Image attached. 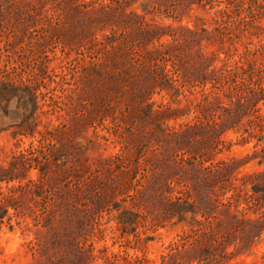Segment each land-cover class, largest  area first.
Here are the masks:
<instances>
[{
    "label": "trees",
    "instance_id": "trees-1",
    "mask_svg": "<svg viewBox=\"0 0 264 264\" xmlns=\"http://www.w3.org/2000/svg\"><path fill=\"white\" fill-rule=\"evenodd\" d=\"M7 1L30 5L54 3L69 8L71 18L67 24L72 35L67 44L71 50H86L81 58L83 66H90L86 74L88 82H93L92 76H98L104 86H112L116 93L127 89L137 101V113H143V120L150 122L146 123V132L131 133L127 144L137 148L131 160L122 148L115 154L100 152L92 156L90 151L102 148L101 138L118 141L100 136L95 125V137H85L87 141L81 146L77 140L70 142L65 150L66 158L76 161L74 165L81 172L84 169L95 178L105 172L109 185L117 181L112 173L121 170L118 179L128 183L123 194L134 200L129 207L120 201L113 202L122 230L130 232L135 224L134 219L123 217L125 212L135 214L132 207H142L183 224V233L162 256L165 264L181 257L193 264H232V257L261 239L264 170L238 175L239 169L251 161L264 164V115L259 113V103L264 99V60H260L264 58V40L260 38L252 47L251 39L253 35L261 37L264 26L256 25L261 8L255 0ZM223 1L226 6L219 7ZM136 3L142 12L134 8ZM195 5L205 11L215 10L213 28L207 27L206 20L199 15L197 20L202 25L197 24L194 29L159 23L155 16L148 17L152 14L178 18V14L190 12ZM246 32L250 36L240 51L238 40ZM222 53L223 64L217 66ZM235 56L238 59L230 64ZM155 93L166 100L157 108L155 102H150ZM10 96H29L34 102L37 92L32 85L1 80L0 111ZM92 98L93 111L86 121L117 119V109L108 96L96 93ZM192 112L194 118L190 121L177 126L167 122ZM30 125L33 127L24 124L22 127L26 128L20 132L35 136L36 126ZM232 129L243 130L242 144L255 141L252 153L243 158L215 161L220 146L226 144L223 134ZM37 153L38 148L32 144L30 149L13 153L8 167L0 164V182L10 185L6 193L0 194V230L5 224L13 230V220L29 228L30 218L34 226H43L38 228L40 235L50 236V241L39 239L36 243L38 251L49 261L54 252L59 253L61 245L67 253L65 258L75 254L83 262L86 253L76 242L77 235L92 225L95 215L110 201L109 195L97 193L103 185L96 179L84 194L61 192L54 196L51 212L46 215L37 212L32 209L33 203L38 205L52 190L45 178L48 165ZM53 157L57 159L54 154ZM130 161V169L126 171ZM31 168L40 170L38 179H28ZM115 183L112 187L116 190L120 182ZM250 212L255 215L251 217ZM74 226L78 227L77 232H72ZM144 260L148 261L134 257L117 264H142Z\"/></svg>",
    "mask_w": 264,
    "mask_h": 264
},
{
    "label": "rangeland",
    "instance_id": "rangeland-1",
    "mask_svg": "<svg viewBox=\"0 0 264 264\" xmlns=\"http://www.w3.org/2000/svg\"><path fill=\"white\" fill-rule=\"evenodd\" d=\"M255 1L261 8V15L257 18L256 25L264 26V0ZM226 4L227 2L223 1L219 7H225ZM138 5L139 3H136L134 8ZM246 5L251 8L247 1ZM69 11V8H62L54 3L30 5L22 1L0 0V81L26 83L32 85L37 92L34 102L29 96L21 98L10 96L2 104L0 164L8 167V161L13 153L30 149L32 144L34 148H38L37 154L48 165L45 178L48 179L52 189L44 199L41 198L38 205L36 203L32 205V209L42 214L51 212L54 196L67 191L84 194L89 184L96 179H100L103 185L97 193L103 196L108 194L110 201L101 212L95 215L92 225L77 235L76 242L78 241L86 253L83 262H80L75 254L65 258L67 253L61 245L58 248L59 253L54 252L52 260L49 261L44 253L38 251L39 246L36 243L39 239L50 241V236L40 235L41 231H38V228L43 229V226H34L32 219L28 218L31 223L29 228L25 226V223L18 225L16 220L12 221L15 224L13 230L8 224L3 225L0 230V264H36L38 261H42L40 264H51L53 260V264H117L134 257L149 261L144 260L142 264H165L162 256L168 251V246L183 233L184 225L176 224V219L166 220L159 214L149 212L142 207H132L135 214L125 212L123 217L134 219L135 224L129 229L130 232L122 230L117 219L118 211L114 209L113 202L120 201L123 206L129 207L134 200L127 194H123L128 183L124 179L123 182L119 180L120 178L118 179L117 176L121 175V170L112 173L117 181L109 185L107 183L109 176L105 172L100 174L99 178H95L93 173L85 172L84 169L81 172V169L74 165L76 161L68 160L65 156V150L70 142L75 143L77 140L76 142L81 146L87 141L85 137L96 136L95 125L98 127L100 136L106 135L118 141L110 142L101 138L103 146L99 151H90L92 156H97L100 152L104 155L115 154L122 148L124 155L131 160L137 152L136 146L127 144L131 133L146 132L148 130L146 123L150 125V122L143 120V113H137V101L127 89L119 90L117 94L112 86L107 84L104 86L98 76H92L93 82H88L86 74L90 66H83L84 61L81 58V53L86 50L82 48L71 50L70 44H67L69 35H72L67 24L71 18L68 15ZM137 11L142 12V9L138 7ZM214 11V9L205 11L195 5L190 12L178 14V18L152 14H148V17L155 16L154 20L159 23L184 25L194 29L197 24L202 25V22L197 20L199 15L206 20L207 27L213 28L214 25L211 22H213ZM249 36L250 33L247 32L244 35L241 34L238 40L240 51L244 50L243 42L248 40ZM260 38L264 40V33L261 37L252 36V47L259 42ZM212 49L214 47H209V50ZM220 57L216 61L217 66L223 64L222 59L225 55L222 53ZM237 59V56L231 58L230 64H234ZM260 60L263 61L264 58L260 57ZM96 93L98 96L100 94L108 96L117 109L118 116L115 123L111 122V119L86 121L87 116H90L93 111L90 101ZM165 101L160 93H155L150 100L156 103V108L160 102ZM259 107V113L264 115V99L259 103ZM193 118L192 112L167 122L169 125L177 126ZM26 123L30 127H33L30 123L36 126L35 136L20 132L26 128L22 127L24 124L26 126ZM242 131V129L238 131L232 129L223 134L222 138L226 140V144L220 146L221 149L215 154V161L229 160L232 157L243 158L252 153L255 141L242 144L240 142ZM53 154L57 159L53 157ZM130 164L131 161L128 162L126 171L130 169ZM263 170L264 164L257 165L251 161L239 169L238 175ZM39 175L41 172L37 168H31L27 174L28 179H38ZM115 182H120L117 185L121 189L115 190L112 187L116 185ZM9 186L6 182H0V194L6 193ZM250 187L251 184L247 189ZM10 212L12 213L13 210ZM249 214L251 217L255 215L254 212ZM158 216L161 219H158ZM197 217L202 218V215L198 214ZM77 228V226L72 227V232H77ZM263 254L264 233L257 243L232 257L230 263L262 264ZM166 264L193 263L181 257L177 260H168Z\"/></svg>",
    "mask_w": 264,
    "mask_h": 264
}]
</instances>
